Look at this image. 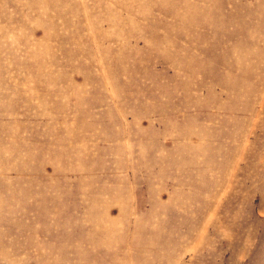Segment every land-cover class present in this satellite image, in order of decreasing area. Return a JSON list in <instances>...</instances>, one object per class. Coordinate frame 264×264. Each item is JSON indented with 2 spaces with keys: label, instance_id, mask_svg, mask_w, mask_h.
Listing matches in <instances>:
<instances>
[{
  "label": "rangeland",
  "instance_id": "1",
  "mask_svg": "<svg viewBox=\"0 0 264 264\" xmlns=\"http://www.w3.org/2000/svg\"><path fill=\"white\" fill-rule=\"evenodd\" d=\"M0 264H264V0H0Z\"/></svg>",
  "mask_w": 264,
  "mask_h": 264
}]
</instances>
